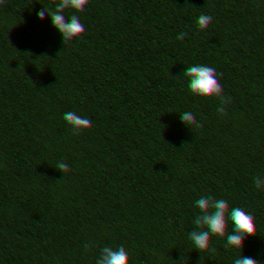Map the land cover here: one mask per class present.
I'll use <instances>...</instances> for the list:
<instances>
[{"label":"trees","instance_id":"obj_1","mask_svg":"<svg viewBox=\"0 0 264 264\" xmlns=\"http://www.w3.org/2000/svg\"><path fill=\"white\" fill-rule=\"evenodd\" d=\"M83 34L48 35L58 60L22 52L13 22L47 32L39 0H0V105L17 121L0 146V264H264V0H106ZM30 14V15H29ZM97 47L121 83L71 67ZM168 82L159 130L134 116L126 78ZM211 76L224 96L194 129L183 87ZM88 124L109 156L86 185L49 161Z\"/></svg>","mask_w":264,"mask_h":264},{"label":"clouds","instance_id":"obj_2","mask_svg":"<svg viewBox=\"0 0 264 264\" xmlns=\"http://www.w3.org/2000/svg\"><path fill=\"white\" fill-rule=\"evenodd\" d=\"M41 7L40 21L48 28L47 32L32 30L28 23L13 22L8 27L17 38L22 52L30 53L37 61L51 64L58 60L57 40L52 39L51 31L64 36L71 30L83 34L97 23L100 9L108 8L106 0H39ZM30 15V14H29ZM70 76L77 80H93L96 74L110 79L114 84L121 83V76L116 63L104 55L97 47L90 49V54L70 70ZM129 99L136 102L134 116L144 119L146 126L159 130L167 124L169 100L164 94L168 82L156 75L141 79L137 69L126 78ZM184 102L192 110L191 121L194 129L214 122L219 107L224 103V96L218 94L215 80L208 75H193L191 82L183 87ZM16 117L0 105V146L13 145L17 128ZM72 133H82V147L78 152L57 149L49 154V161L61 178L72 186L86 185L98 166L99 159L109 156L102 137L107 134L106 127L88 124L86 129L78 130L71 126ZM264 209V201L259 203Z\"/></svg>","mask_w":264,"mask_h":264}]
</instances>
